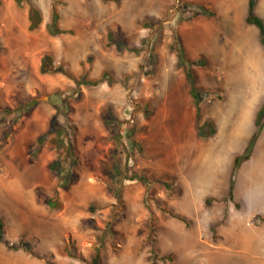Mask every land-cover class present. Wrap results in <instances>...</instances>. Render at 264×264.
I'll list each match as a JSON object with an SVG mask.
<instances>
[{
    "label": "rangeland",
    "instance_id": "obj_1",
    "mask_svg": "<svg viewBox=\"0 0 264 264\" xmlns=\"http://www.w3.org/2000/svg\"><path fill=\"white\" fill-rule=\"evenodd\" d=\"M248 5L0 0V139L10 131L0 150V264H93L97 255V264H264V138L228 197L233 157L254 132L253 116L238 124L248 91L240 71L256 47L264 52ZM31 7L42 14L36 31ZM55 7L58 36L47 30ZM255 11L263 19L264 0ZM181 50L197 64L201 125L216 132L207 140ZM45 58L64 73H42ZM83 78L103 82L79 86ZM55 117L73 127L78 157L66 189L49 167L54 137L38 143Z\"/></svg>",
    "mask_w": 264,
    "mask_h": 264
},
{
    "label": "trees",
    "instance_id": "obj_2",
    "mask_svg": "<svg viewBox=\"0 0 264 264\" xmlns=\"http://www.w3.org/2000/svg\"><path fill=\"white\" fill-rule=\"evenodd\" d=\"M16 1L19 5H21L23 2V0H16ZM256 2L257 0H249L247 23L248 25L255 26L259 30L261 43L264 45V21L256 14V11H255ZM29 22H30V25H29L30 31H36L37 29H39V27L41 26L43 22L42 14L39 9L35 7H31L29 11ZM59 23H60V14L58 13L57 8L55 7L53 9L51 21L49 24H47V30L52 36H58V35L66 33L65 30L60 28ZM152 25H154V22H151L150 24H146L147 27L152 26ZM109 38L112 42H114L115 44H118L119 48L121 49L128 48L124 42L116 40L112 33L109 34ZM2 51H3V48L0 42V54L2 53ZM178 59H179V64L185 68L187 77L189 78V81L191 84V95L194 98L196 108H197V114H198L199 137L202 140H207L213 137L216 132L211 122H206L205 124L201 125V108H200L201 97H200V92L195 84V78L193 76V68H192L193 65H197V64L186 61L182 50L178 53ZM49 61H50L49 58L43 59L42 66H41L42 73H57V72L64 73V70L62 68L49 70V67H50ZM102 82H103V79L100 81H86L85 78H83L82 81L78 82V85L79 86L81 85L90 86V85H98ZM24 107H27V106L26 105L21 106L18 109V111H23ZM2 112L7 115L13 113L12 110H4ZM255 125H256V133L254 134L253 138L249 142L245 152L242 153L241 155L235 156L233 160L231 182H230V188L228 192V197L231 201H234V198H235L234 191H235L236 174L238 170L241 168V166L251 159L253 152H254L255 145L264 129V104L261 106V108L259 109L257 113ZM71 132H73L72 126L67 125L65 127H61L57 122V118L55 117L48 132L44 136L39 138L38 140L39 145H43L47 137L49 136L54 137V139L52 138L53 144L57 147L59 154H58L57 159L53 163H51L49 167H50V170L58 176L59 187L61 189H66L69 187V185L74 179L73 170L78 165V157L76 155V150L70 138ZM9 134H10V131H4L2 133L1 139H0V150L3 147H5V145L7 144ZM206 203L208 205L209 203L208 200ZM48 205L51 208H56V204L53 199L48 200ZM0 241L1 242L4 241V225L2 221H0ZM11 248L14 250L23 249L22 247H11ZM98 258H99V255H97L93 259V264L98 263Z\"/></svg>",
    "mask_w": 264,
    "mask_h": 264
},
{
    "label": "crops",
    "instance_id": "obj_3",
    "mask_svg": "<svg viewBox=\"0 0 264 264\" xmlns=\"http://www.w3.org/2000/svg\"><path fill=\"white\" fill-rule=\"evenodd\" d=\"M248 4H249V0H248ZM248 10H249V5H248L247 12H246L247 14H246V20H245L247 25H248V23H247ZM262 18L264 20L263 16H262ZM249 26H251V25H249ZM255 34H256L255 35L256 36V42L255 43L257 45H259V42L261 43L259 30H258V33H255ZM257 40H259V42H257ZM251 54L252 55L249 58V60L244 64V68L240 71L241 73L244 71L243 76H241V77H242V79L245 80V82H246L245 88H247L248 91L246 94L244 92V94L246 96L245 97V105L243 106L244 112H243V115H242L240 122L238 124L244 125V123L246 122V120L248 118H250V120H251L252 116H253V121H254V132L248 138L246 148H247L249 142L251 141V139L253 138L254 134L256 133V125H255L256 116H257L259 109L264 104V52H263L262 48L256 47V49H254ZM236 62H238V61H236ZM240 65H242V63ZM263 138H264V129H263V131H262V133H261V135H260V137H259V139L255 145L254 152H253L251 159L248 162L244 163L241 166V168L239 169V171L243 168V166L245 164L251 162V160L253 159V157L255 155L257 146L262 143ZM246 148H245V150H246ZM245 150L242 153H244ZM242 153L236 154L235 156L241 155ZM235 156L233 158H235ZM232 164H233V162H232Z\"/></svg>",
    "mask_w": 264,
    "mask_h": 264
},
{
    "label": "bare ground",
    "instance_id": "obj_4",
    "mask_svg": "<svg viewBox=\"0 0 264 264\" xmlns=\"http://www.w3.org/2000/svg\"><path fill=\"white\" fill-rule=\"evenodd\" d=\"M200 157H201V155L199 154V155H198V159H200ZM198 159H197V160H198ZM193 161H194V160H193ZM193 161H192V162H193ZM179 168H180V167H179Z\"/></svg>",
    "mask_w": 264,
    "mask_h": 264
}]
</instances>
